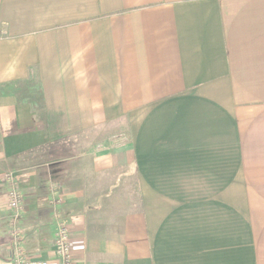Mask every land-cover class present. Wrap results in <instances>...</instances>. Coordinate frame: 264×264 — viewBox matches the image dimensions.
<instances>
[{"label": "crops", "instance_id": "1", "mask_svg": "<svg viewBox=\"0 0 264 264\" xmlns=\"http://www.w3.org/2000/svg\"><path fill=\"white\" fill-rule=\"evenodd\" d=\"M58 217L72 264H264V0H0V264Z\"/></svg>", "mask_w": 264, "mask_h": 264}, {"label": "built area", "instance_id": "2", "mask_svg": "<svg viewBox=\"0 0 264 264\" xmlns=\"http://www.w3.org/2000/svg\"><path fill=\"white\" fill-rule=\"evenodd\" d=\"M3 177L12 181V171H6ZM7 206L8 208L18 212L21 208L23 195L22 192L16 187H10L6 192ZM58 203L59 201H55ZM53 264H72V243L70 238V229L67 222L58 217L56 219V229L54 238V250H53ZM14 264H50L48 260H27L24 258L17 259Z\"/></svg>", "mask_w": 264, "mask_h": 264}]
</instances>
